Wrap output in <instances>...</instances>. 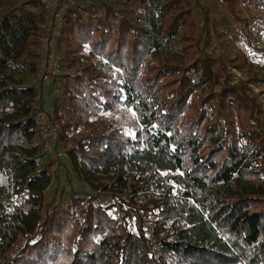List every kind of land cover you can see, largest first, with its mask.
<instances>
[{
  "label": "trees",
  "instance_id": "obj_1",
  "mask_svg": "<svg viewBox=\"0 0 264 264\" xmlns=\"http://www.w3.org/2000/svg\"><path fill=\"white\" fill-rule=\"evenodd\" d=\"M135 2L131 14L65 15L56 146L92 195L70 191L64 206L44 201L57 158L43 150L32 83L43 11L27 1L0 13V264H264V131L240 121L241 89L207 91L214 59L198 54L218 6L264 54L238 15L240 3L262 23L264 0H210L202 28L187 0ZM224 100L225 125L214 119Z\"/></svg>",
  "mask_w": 264,
  "mask_h": 264
},
{
  "label": "rangeland",
  "instance_id": "obj_2",
  "mask_svg": "<svg viewBox=\"0 0 264 264\" xmlns=\"http://www.w3.org/2000/svg\"><path fill=\"white\" fill-rule=\"evenodd\" d=\"M136 0H76L77 7L87 6L93 4L100 7L109 6L114 10L121 9L131 14L136 9ZM193 10V17L199 28L203 26V14L199 6L208 4L210 0H187ZM197 1V2H196ZM27 2V0H0V13L7 11L12 7L19 6L21 3ZM220 13L215 15L219 18L217 24V32L210 33V37H205L204 34L200 44V50L198 54H207L214 59L215 66V78L206 87L207 91L218 94L224 86L232 85L235 88L242 90L243 99H240V106L242 111L240 112V121L243 124L252 123L253 125L259 123L258 126L264 131V71L258 69L256 66L248 62L243 52L241 51V45H245L243 39L239 36L240 26L237 25L221 6H218ZM256 14H259L258 10H255ZM239 18L246 21L251 27V33H253V40L260 47L264 48V20L259 23L257 19L245 11L239 12ZM110 22V21H108ZM187 33V28L184 26L181 28V35ZM204 44V45H203ZM60 45V43H59ZM63 48V47H62ZM221 62V65L219 64ZM78 69H74L73 73L77 74ZM64 72V71H63ZM62 72V73H63ZM61 73V74H62ZM38 97L41 101L40 113H45L52 116L53 102L57 99L61 104V100L58 99V86L59 82H49L37 87ZM245 97V98H244ZM256 98V103L251 102ZM239 102V101H238ZM257 104V105H255ZM64 107H66L64 105ZM67 112V109L64 110ZM214 119L220 124H226L228 120V106L227 101L224 100L217 106ZM255 126V125H254ZM57 151L64 153L63 156L56 159V173L57 177L47 187L44 193V201L50 203L51 206L59 205L64 206L69 199L70 191H74L80 196L92 195L88 187L81 181H79L73 174L69 161L65 156L63 146L57 144ZM100 204L107 206L110 203L108 197L102 196L99 200ZM145 230L148 236H151V230L146 225Z\"/></svg>",
  "mask_w": 264,
  "mask_h": 264
},
{
  "label": "built area",
  "instance_id": "obj_3",
  "mask_svg": "<svg viewBox=\"0 0 264 264\" xmlns=\"http://www.w3.org/2000/svg\"><path fill=\"white\" fill-rule=\"evenodd\" d=\"M38 4L43 11V22L37 32V61L32 83L37 87L42 84L53 82L63 71V56L59 49V39L64 28V19L68 10L76 6V0H27ZM246 2V0H241ZM241 13V4L239 3ZM247 13V12H246ZM242 21V20H241ZM247 24L246 30L251 31ZM244 29L243 26H241ZM241 51L249 63L264 71V54L251 50L246 45H241ZM36 124L40 130V140L47 157L59 158L64 153L57 151L56 142L59 134V127L52 116L38 112Z\"/></svg>",
  "mask_w": 264,
  "mask_h": 264
}]
</instances>
